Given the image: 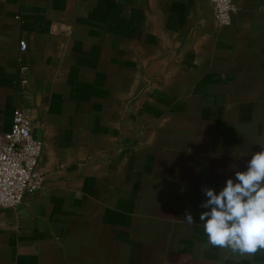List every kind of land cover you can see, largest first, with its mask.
<instances>
[{
	"label": "crops",
	"instance_id": "1",
	"mask_svg": "<svg viewBox=\"0 0 264 264\" xmlns=\"http://www.w3.org/2000/svg\"><path fill=\"white\" fill-rule=\"evenodd\" d=\"M233 3L220 26L209 0H0V132L23 108L43 143L0 264H264L200 220L264 145V0Z\"/></svg>",
	"mask_w": 264,
	"mask_h": 264
},
{
	"label": "clouds",
	"instance_id": "2",
	"mask_svg": "<svg viewBox=\"0 0 264 264\" xmlns=\"http://www.w3.org/2000/svg\"><path fill=\"white\" fill-rule=\"evenodd\" d=\"M251 155L245 170L230 166L235 178H228L217 193L204 187L207 199L200 214L208 244L241 256L264 251V145ZM188 224L194 219L185 213Z\"/></svg>",
	"mask_w": 264,
	"mask_h": 264
},
{
	"label": "built area",
	"instance_id": "3",
	"mask_svg": "<svg viewBox=\"0 0 264 264\" xmlns=\"http://www.w3.org/2000/svg\"><path fill=\"white\" fill-rule=\"evenodd\" d=\"M213 16L220 26L231 23L237 10L233 0H209ZM20 51H25L26 42H19ZM21 84L27 83V67L21 65ZM43 143L31 133V118L27 110L15 108L8 131L0 132V209H15L26 192L40 189L43 175L38 164Z\"/></svg>",
	"mask_w": 264,
	"mask_h": 264
}]
</instances>
